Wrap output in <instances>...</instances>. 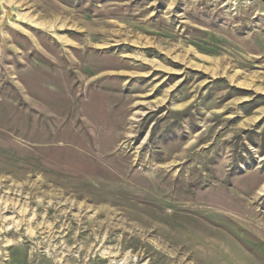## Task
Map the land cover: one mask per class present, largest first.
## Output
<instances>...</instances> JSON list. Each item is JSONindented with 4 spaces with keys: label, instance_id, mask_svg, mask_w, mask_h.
<instances>
[{
    "label": "rangeland",
    "instance_id": "rangeland-1",
    "mask_svg": "<svg viewBox=\"0 0 264 264\" xmlns=\"http://www.w3.org/2000/svg\"><path fill=\"white\" fill-rule=\"evenodd\" d=\"M0 264H264V0H0Z\"/></svg>",
    "mask_w": 264,
    "mask_h": 264
}]
</instances>
